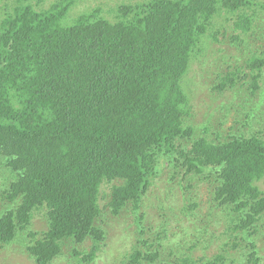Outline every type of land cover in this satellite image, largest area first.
Masks as SVG:
<instances>
[{"label": "trees", "instance_id": "obj_1", "mask_svg": "<svg viewBox=\"0 0 264 264\" xmlns=\"http://www.w3.org/2000/svg\"><path fill=\"white\" fill-rule=\"evenodd\" d=\"M1 3L0 178L7 187L0 194V248L23 236L44 209L48 229L26 246L36 264H52L70 242L88 239L94 244L84 261L92 264L106 241L98 225L99 188L119 181L110 203L114 216L131 204L140 208L163 154L176 161L185 196L201 184L212 186L209 224L226 234L223 252L249 242L241 256L260 264L262 130L247 134L236 127L240 112H232L234 124L220 126L227 137L209 138L212 124L191 123L192 100L183 83L193 57L223 43L240 58L219 74L217 89H262L264 43L256 36L264 20L261 3L122 1L105 9L107 15L96 8L75 16L70 11L80 5L77 0H58L49 8L46 0H18L12 11ZM220 18L235 26L230 42L219 38L226 28L213 25ZM145 232L137 240L151 248L135 247L129 264H160L154 243L142 239Z\"/></svg>", "mask_w": 264, "mask_h": 264}, {"label": "rangeland", "instance_id": "obj_2", "mask_svg": "<svg viewBox=\"0 0 264 264\" xmlns=\"http://www.w3.org/2000/svg\"><path fill=\"white\" fill-rule=\"evenodd\" d=\"M18 0H0L2 5L10 7L12 11ZM39 0H32L33 5ZM58 0H46L45 8H49ZM122 1H143L151 0H77V7L70 12L75 16L82 11L96 8L103 10L114 7ZM261 5L257 6L258 13L264 12V0H258ZM218 5L217 3H214ZM222 13L218 15L221 17ZM224 15V14H223ZM112 16V15H110ZM264 17V15H263ZM106 18H108L106 16ZM258 18V16H257ZM1 25V22H0ZM215 29L224 26L220 35L221 40H228L233 28V22L226 21V18L214 20ZM264 20L261 23L256 36L258 43H264ZM255 32V33H256ZM253 38L254 34H253ZM228 51V54L226 52ZM225 55V56H224ZM240 58L236 49L223 43H215L208 50L196 54L191 61L190 70L187 74L183 87L190 96L191 101V123L194 125L212 124L214 129L208 133L212 139H224L227 137L221 129L228 130L233 124V118L238 113L240 120H236V127L244 130L247 134H261L264 136V75L260 80L262 89L243 88L237 85L235 89H217L221 83L219 74L228 73L230 67L235 66L236 57ZM234 69V68H233ZM28 71V70H27ZM32 73H35L32 70ZM28 73H31L28 71ZM242 75V74H240ZM32 76V74H31ZM11 86L13 83H9ZM242 84V83H240ZM229 85V84H228ZM28 106L22 96H18ZM9 100L14 103L15 99L10 96ZM3 105V103H2ZM228 110L231 112L228 113ZM235 113L232 114L231 113ZM205 132L204 129H202ZM264 138V137H263ZM176 162V161H175ZM172 159L167 155H160L157 158V175L153 185L141 202L140 208L133 204L129 205L120 215H113L110 203L114 186L119 181L104 182L99 188L97 206L102 211L98 225L105 233V245L98 257L92 264H129L133 249L145 252L151 247H146L139 242L137 237L146 228L145 236L142 238L148 243H154L151 251L159 252L160 264H185L188 259L199 264H249V259L241 256L246 252L248 243L241 244L238 252L229 248L230 251L223 252V243L226 241V234L221 227L213 230L210 226L212 205V186L208 183L201 184L196 190L189 191L185 196L182 179L175 177V168ZM1 168V166H0ZM5 182L0 178V194L6 189ZM264 190V183L261 184ZM2 196L0 195V202ZM200 207L195 209V205ZM195 209V210H194ZM198 211V212H196ZM215 208L212 213H216ZM144 214L143 219L140 215ZM48 217L46 210L42 209L35 213L32 225L20 235L16 241L6 247L0 248V264H36L27 252V244L42 238L48 229ZM97 225V226H98ZM160 236L159 242H155ZM219 236V237H218ZM161 245H158V244ZM168 243L170 246H168ZM93 240L88 239L85 243L70 242L63 249L62 256L52 264H87L84 261L90 254ZM149 246V245H147ZM260 264H264V242L261 244ZM76 253L78 255H76ZM218 256H224V260L218 261ZM222 261V262H221ZM236 261V262H235ZM241 261V262H240ZM203 262V263H202Z\"/></svg>", "mask_w": 264, "mask_h": 264}]
</instances>
